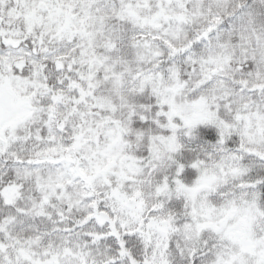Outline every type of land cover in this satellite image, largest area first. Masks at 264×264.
I'll list each match as a JSON object with an SVG mask.
<instances>
[{
	"label": "snow or ice",
	"instance_id": "snow-or-ice-1",
	"mask_svg": "<svg viewBox=\"0 0 264 264\" xmlns=\"http://www.w3.org/2000/svg\"><path fill=\"white\" fill-rule=\"evenodd\" d=\"M0 264H264V0H0Z\"/></svg>",
	"mask_w": 264,
	"mask_h": 264
}]
</instances>
